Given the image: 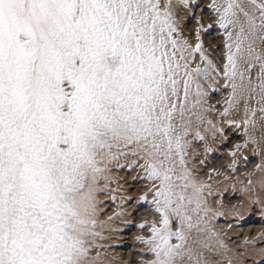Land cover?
Segmentation results:
<instances>
[{
    "label": "snow or ice",
    "instance_id": "snow-or-ice-1",
    "mask_svg": "<svg viewBox=\"0 0 264 264\" xmlns=\"http://www.w3.org/2000/svg\"><path fill=\"white\" fill-rule=\"evenodd\" d=\"M211 7L224 29L222 69L200 28L195 44L185 38L172 0H0V264H88L101 165L122 147L143 153L154 182L160 219L137 237L155 257L144 264H176L186 236L172 217L191 228L187 205L208 211L185 160L184 117L217 78L232 88L229 106L246 79L254 91V62L264 96L254 46L264 41V0Z\"/></svg>",
    "mask_w": 264,
    "mask_h": 264
},
{
    "label": "bare ground",
    "instance_id": "bare-ground-1",
    "mask_svg": "<svg viewBox=\"0 0 264 264\" xmlns=\"http://www.w3.org/2000/svg\"><path fill=\"white\" fill-rule=\"evenodd\" d=\"M172 2L177 17L178 14L180 16L186 14L190 9H184L180 0ZM191 2V8L195 9L199 16L201 10L194 6L195 1ZM215 2L219 4L223 0ZM239 2L249 7V0H239ZM182 21L179 22L180 26L187 32L190 25H184ZM201 39L205 54L222 69L224 53L215 59L214 52L218 54L217 52L222 51V47H218L219 40L216 34L204 32ZM254 46L257 52H264V41L256 38ZM195 63H200L199 53L195 56ZM248 75L249 73H246V77ZM250 75L254 91L248 90L246 79L245 89H237L231 106L226 103L232 93L229 85L223 98L221 97V104L219 103L218 107L215 105L216 110L205 105L208 102L207 96L202 108L198 107L184 117L185 120L191 121L186 137L188 143L185 146V160L188 168L194 169L192 173L194 179L205 185L202 192V209L206 208L208 211L194 210L196 208L194 203L187 205V210L193 211L190 215L192 227L188 228L187 222L182 223L178 218L176 225L173 224L175 225L173 230L183 228L186 236L182 254L176 257V264H223L225 262L264 264V96L259 87L261 80L259 62H254ZM220 78V82L223 81L226 84V81ZM217 81L218 79L213 82V85H216ZM237 83L240 82L237 81ZM209 90L208 92L211 91ZM222 91L221 88L219 92ZM213 100L210 101L213 102ZM226 107L229 108V112L223 115ZM198 116L201 118L198 119ZM177 120L179 122V117ZM245 120L249 123L245 124ZM236 145L240 147L236 148ZM113 152L117 153L116 157L108 159L106 164L101 165L105 171L100 175L97 184L98 204L95 217L97 224L94 229L99 235L89 238L88 264H123L125 262L138 264L136 262L138 258L139 264H144L152 260L144 253L149 245L140 240L141 243H138V247H141L140 255L133 254V248L137 246L135 244L137 237L150 235V230L139 227L141 224L150 225L142 221L139 215L140 208H147L150 216H154L155 220L160 219L159 214L154 211L156 206L152 203L154 193L149 191L154 182L147 179V173L142 167L145 163L142 152L139 150L134 152L128 147L114 148ZM220 152L223 154L220 155ZM238 156L239 165L236 162ZM206 164H209L208 167ZM177 171H179L178 164ZM224 189H228V197L236 196L237 201H230L229 198L224 197L226 201L222 199L223 202H220ZM145 194L147 198L140 199ZM215 194L219 197L216 200ZM216 204L218 207L215 206ZM187 214L189 215V211ZM221 217L224 219H220ZM231 217L237 218L242 223L249 219L247 226H242L243 250L235 249L229 244L230 236L236 232V226L232 225L229 228L227 224V219ZM122 228L123 231H120ZM105 231L117 234L118 242L124 241L123 246L117 245V240L108 244L109 236L103 234ZM127 244L131 246L130 249H127ZM110 252L114 254L110 255Z\"/></svg>",
    "mask_w": 264,
    "mask_h": 264
},
{
    "label": "rangeland",
    "instance_id": "rangeland-1",
    "mask_svg": "<svg viewBox=\"0 0 264 264\" xmlns=\"http://www.w3.org/2000/svg\"><path fill=\"white\" fill-rule=\"evenodd\" d=\"M173 1V0H172ZM191 1H195L194 3V6L198 9H200L201 10V13H200V15L198 16L196 13H197V11L195 10V9H193V8H191L192 6L190 5V3H192ZM215 1H217V0H215ZM217 3V2H216ZM213 4V0H189V3H188V5L187 6H185L184 5V9L185 8H190L189 10H188V12L186 13V14H181V16L178 14V20H179V18H180V20H183L182 21V23H184V25H187V26H189V28L187 29V32H186V29L185 28H182L181 27V29H182V31L183 32H185V36H186V38L187 39H189L190 40V42H192V43H195L196 42V32H195V29H197V28H200V36L202 37V34L204 33V32H207V33H209V34H212V33H215L216 34V38H217V40H219V45H218V47H222V51L220 52H217L218 54H216V52H214L215 53V59H218V57H220L221 55H222V53H224L225 52V49H224V47H223V44H224V29H222V28H220L219 27V24L218 23H216V21L218 20V16H217V14H216V12H215V10H214V8L213 7H211V5ZM196 11V12H195ZM208 17V18H207ZM198 18V19H197ZM200 18V19H199ZM180 20H179V22H180ZM205 21H206V23H205ZM193 23V24H192ZM198 24V25H197ZM209 24H211L212 25V27L211 28H209L208 27V25ZM202 25V26H201ZM193 27V29H192V27ZM204 27V28H203ZM217 28V29H216ZM220 28V29H219ZM204 30V31H203ZM203 32V33H202ZM217 46V45H216ZM218 55V56H217ZM218 61L216 60V63H217ZM218 64V63H217ZM218 79V81H217V86L216 85H213V87L212 88H210V92H208V102L207 103H205V105H207L208 107H211V108H213V109H217V107H218V105H220L221 103V101H222V98H223V96H224V94H225V90H227V86H226V84L223 82V81H221L220 82V80H221V78H217ZM219 83H221L220 85H219ZM223 83V84H222ZM224 86V87H223ZM219 87H221L222 88V92H219V91H221V88H220V90H218L219 89ZM217 88V89H216ZM226 88V89H225ZM224 92V93H223ZM222 95H221V94ZM210 94H212L211 96H209ZM220 94V95H219ZM219 96V97H218ZM215 98L214 100H213V98ZM222 97V98H221ZM212 98V99H211ZM217 98H218V100H217ZM213 100V102L212 101H210V100ZM218 102V103H217ZM217 103V104H216ZM220 103V104H219ZM217 107H216V106ZM224 145H226V143H224ZM223 154V152L221 153L220 152V155H222ZM239 156H238V159H236V162H237V164L239 165L240 163H238V161H239ZM207 165H209V164H206V167H208ZM226 191V192H225ZM228 189H224V191H222V198L220 197V202H223L222 201V199L224 200V201H226L225 199H224V197L226 198H229V200L231 201H237L236 200V196H233V195H231V196H227L228 195ZM214 198H215V200L217 199V198H219L218 196H217V194H215V196H214ZM235 199V200H234ZM216 207H218L217 206V204L215 205ZM151 208V207H150ZM147 208H144V207H141L140 208V210H139V215L141 216V219H142V221H144L145 223H150V225H146L145 227H144V229L145 230H151V226H152V224H151V222L153 221V220H155L154 218V216H150V214L147 212ZM189 211V215H192L193 214V211H190V210H188ZM220 219H224V217H221ZM262 219V218H261ZM261 219H260V221H261ZM172 220H173V224H175L176 225V222H177V218L176 217H174V218H172ZM176 220V221H175ZM228 221V225H229V228L232 226V225H234V226H236V232H234L230 237H231V240L229 241V244L231 245V246H234L235 247V249H238V250H243L244 248H243V246L241 245L242 243H243V239L241 238V235H242V226H244V225H246L247 226V224H248V222H249V219H246L245 220V224L244 223H242L241 221H238V219L237 218H235V217H231V218H228L227 219ZM156 221H159L157 218H156ZM174 225V226H175ZM173 226V229L175 228ZM120 231H123V228L122 229H120ZM150 232V231H149ZM104 235H108L109 236V242H108V244H112L113 242H116V241H114V240H117L118 239V235L117 234H114L113 232H108V231H105L104 233H103ZM102 234V235H103ZM120 237H122V236H120ZM123 238V237H122ZM117 242H118V240H117ZM122 242H124V241H122ZM122 242L121 241H119L118 243H117V245H122ZM172 242H174V243H176L177 241L176 240H174V238H173V240H172ZM138 243H141L140 242V240L139 239H136V242H135V244L137 245L136 247H134L133 248V254H136V255H140V252H141V250H140V246L138 247ZM123 246V245H122ZM127 246V249L129 248H131V246L129 245V244H127L126 245ZM111 254L110 255H113L114 253L113 252H110ZM145 254H146V256L147 257H149L150 256V259H152L153 260V258H154V255L151 253V251H150V248H149V246L146 248V250H145V252H144ZM264 260V259H263ZM136 262H138V264H139V262H140V259L138 258V260H136ZM214 262L215 263H217L215 260H214ZM122 264V263H121ZM123 264H128L127 262H125V263H123ZM223 264H228L227 262H225V263H223Z\"/></svg>",
    "mask_w": 264,
    "mask_h": 264
}]
</instances>
